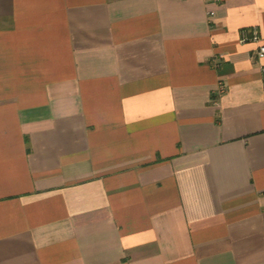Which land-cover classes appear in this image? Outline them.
Segmentation results:
<instances>
[{
	"label": "crops",
	"instance_id": "crops-1",
	"mask_svg": "<svg viewBox=\"0 0 264 264\" xmlns=\"http://www.w3.org/2000/svg\"><path fill=\"white\" fill-rule=\"evenodd\" d=\"M260 44L264 0H0V264H264Z\"/></svg>",
	"mask_w": 264,
	"mask_h": 264
},
{
	"label": "built area",
	"instance_id": "built-area-1",
	"mask_svg": "<svg viewBox=\"0 0 264 264\" xmlns=\"http://www.w3.org/2000/svg\"><path fill=\"white\" fill-rule=\"evenodd\" d=\"M214 14V12H211V15ZM252 35L248 36L246 35L243 39L242 42H260L261 41V35L258 29L254 28L251 30ZM259 58L264 59V44L259 45ZM263 74H264V69H263ZM225 91V85L221 83L220 85V93H223Z\"/></svg>",
	"mask_w": 264,
	"mask_h": 264
}]
</instances>
